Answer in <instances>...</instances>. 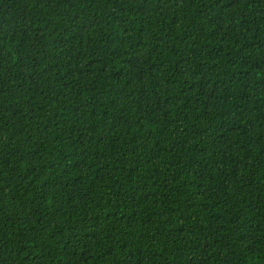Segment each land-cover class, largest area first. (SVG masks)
I'll return each instance as SVG.
<instances>
[{
	"label": "trees",
	"instance_id": "16d2710c",
	"mask_svg": "<svg viewBox=\"0 0 264 264\" xmlns=\"http://www.w3.org/2000/svg\"><path fill=\"white\" fill-rule=\"evenodd\" d=\"M0 264H264V0H0Z\"/></svg>",
	"mask_w": 264,
	"mask_h": 264
}]
</instances>
